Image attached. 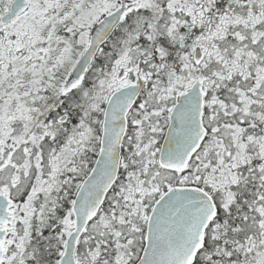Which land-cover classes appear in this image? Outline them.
I'll return each mask as SVG.
<instances>
[{"label": "snow or ice", "instance_id": "obj_1", "mask_svg": "<svg viewBox=\"0 0 264 264\" xmlns=\"http://www.w3.org/2000/svg\"><path fill=\"white\" fill-rule=\"evenodd\" d=\"M0 264H264V0H0Z\"/></svg>", "mask_w": 264, "mask_h": 264}]
</instances>
